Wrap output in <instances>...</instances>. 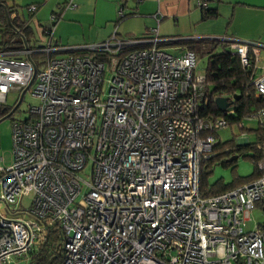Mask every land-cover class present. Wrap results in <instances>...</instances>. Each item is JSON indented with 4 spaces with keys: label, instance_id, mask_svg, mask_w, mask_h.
<instances>
[{
    "label": "built area",
    "instance_id": "built-area-1",
    "mask_svg": "<svg viewBox=\"0 0 264 264\" xmlns=\"http://www.w3.org/2000/svg\"><path fill=\"white\" fill-rule=\"evenodd\" d=\"M59 16L50 15L35 48L13 46L21 30L0 40V104L25 88L38 99L27 118L12 122L11 162L0 167V264L37 248L50 229L60 235V264H264V221L246 230L251 210L264 212V158L247 183L219 194L199 190L201 164L218 144L214 132L230 122L204 112L205 74L194 51L169 53L158 38L128 49L141 41L114 31L79 48L91 53L50 56ZM228 44L264 98L259 47ZM34 54H45L43 69ZM245 117L264 126V108ZM257 149L264 152V141Z\"/></svg>",
    "mask_w": 264,
    "mask_h": 264
},
{
    "label": "crops",
    "instance_id": "crops-1",
    "mask_svg": "<svg viewBox=\"0 0 264 264\" xmlns=\"http://www.w3.org/2000/svg\"><path fill=\"white\" fill-rule=\"evenodd\" d=\"M66 1L33 0L27 3L29 19L22 20L28 27L23 35L25 40L19 38L23 37L21 35L16 36L13 46L35 48L40 45L44 29L51 25L50 15L54 13L60 16L53 25L52 47L56 48L50 56H62L69 50L101 42L114 31L120 38L138 39L146 46L154 38L159 39L160 47L165 45L164 41L190 40L195 55V42H210L211 46L210 40L216 38L256 44L259 47L258 72L262 71L264 0H201L205 2L204 7L217 10L215 17L205 19L199 0H73L75 6L65 8ZM30 4L37 5L36 11L27 9ZM13 11L15 7L11 8V14ZM119 11L124 17L120 18ZM28 32L37 34L33 45L29 43ZM3 35L0 32V40L6 41L8 35ZM188 47L190 45L181 44L175 55Z\"/></svg>",
    "mask_w": 264,
    "mask_h": 264
},
{
    "label": "trees",
    "instance_id": "trees-1",
    "mask_svg": "<svg viewBox=\"0 0 264 264\" xmlns=\"http://www.w3.org/2000/svg\"><path fill=\"white\" fill-rule=\"evenodd\" d=\"M11 8L12 6H8L5 0H0V19L3 25V36L8 35V37H11L12 34H14V31L17 30H21L20 32L24 35V32L28 27L23 26L24 21L18 17H11ZM202 9L203 19L215 17L217 15L216 8L202 6ZM5 12L8 14V18ZM119 16L120 18L124 17L123 14H119ZM210 41V48L205 50L208 59L204 73L205 85L207 87L211 86V88L208 89L206 87L207 102L204 106V112L213 116L223 115L228 118L230 124L233 122L240 123L242 118H244L249 112L264 108V98L255 96L254 87L251 83L250 70L242 65L239 55L234 53V51L229 48V40L215 38ZM163 43L187 44L190 45L188 49L194 51L190 40L179 39L170 42L164 41ZM142 47H146V45L137 43L128 46V49H137ZM85 52L91 53L85 49L69 50V53ZM217 96H225L230 100H232L234 96H238L232 101L234 111L232 113L221 112L214 102V99ZM241 129H243V127ZM255 132L258 138V142L256 143H247L245 145H235L234 143H231V147H229L226 144L218 142L214 149H221L220 153L232 154L231 156L237 155V157L238 154L241 153L242 149H253L254 152L251 155V158L256 165L255 171L249 175V178H243L237 182L215 183L205 193H202L200 190L202 188V177L200 171L199 190L203 195L219 194L225 190L247 183L259 176L260 171L257 168V163L259 160L264 158V152L257 149V145L264 141V126L259 124L255 129ZM218 154L219 153L214 154L212 157L203 162L212 160L214 157L218 156ZM226 162L229 164L228 160ZM231 162H234V160ZM31 253V264H60L63 256L62 244L58 230H48L46 240L38 246L36 251H32Z\"/></svg>",
    "mask_w": 264,
    "mask_h": 264
},
{
    "label": "rangeland",
    "instance_id": "rangeland-1",
    "mask_svg": "<svg viewBox=\"0 0 264 264\" xmlns=\"http://www.w3.org/2000/svg\"><path fill=\"white\" fill-rule=\"evenodd\" d=\"M8 6L15 7V11L12 12L13 16L18 17L23 20L28 21V15L26 12L25 5L30 3L33 0H5ZM6 14V12H5ZM11 14V15H12ZM32 25V24H31ZM29 43L33 45L37 34L35 32L27 33ZM11 37H7L9 41ZM195 52H196V67L197 70L204 73L205 67L207 64V55L205 50L210 48V42H195ZM181 44L171 43L165 44L162 47L169 53L176 54ZM218 49V47H217ZM34 59L38 63V68L43 69L46 64L45 54H34ZM205 74V73H204ZM110 73L105 75L104 87H107V79L109 78ZM205 87H207L205 85ZM208 89L211 86L207 87ZM206 88V89H207ZM19 91L10 90L7 93L5 103L0 104V118L4 115L3 112L12 108L19 96ZM38 103V99L31 95L30 90H26L21 103L18 105L17 109L8 117L0 120V167L8 166L11 162V149H12V135H11V125L15 120H23L28 116V106L35 105ZM243 129H241L238 123L233 122L224 127H220L215 130L214 135L217 142L221 144H226L231 147V143L235 145H245L247 143H256L258 138L255 132V129L258 127L259 122L256 118L247 119L246 117L242 118ZM221 149H216L214 154L219 153L218 156L214 157L212 160L203 162L201 165V177H202V188L200 189L202 193H205L210 189V187L215 183H233L237 182L240 179L249 178L255 169L256 165L252 161L251 155L253 154V149L244 148L241 153L238 154L237 159L234 162H228V158L232 154L220 153ZM91 171L90 164H87L80 174L88 178V174ZM249 180V179H248ZM245 182V181H244ZM31 201V194H26L22 197V206L27 208ZM250 219L246 222V230H252L256 227L258 223L264 221V212L262 211L259 205L255 206L249 213ZM35 245L32 246L31 250L26 254L13 255L10 261V264H29L31 263L32 251H36Z\"/></svg>",
    "mask_w": 264,
    "mask_h": 264
},
{
    "label": "water",
    "instance_id": "water-1",
    "mask_svg": "<svg viewBox=\"0 0 264 264\" xmlns=\"http://www.w3.org/2000/svg\"><path fill=\"white\" fill-rule=\"evenodd\" d=\"M6 16L8 18V14L6 13ZM26 91V88L22 90V92L20 93V96L16 102V104L11 108V110L6 113L5 115H3L0 120L8 117L9 115H11L15 110L16 108L18 107V105L21 103L22 101V98H23V95ZM238 96H234L232 100H230L228 97H225V96H217L215 99H214V102H215V105L218 107V109L221 111V112H226V111H229V110H232L234 109V105L232 104V101L235 100ZM237 159V155H233L231 157L228 158V161L231 162L233 160Z\"/></svg>",
    "mask_w": 264,
    "mask_h": 264
},
{
    "label": "flooded vegetation",
    "instance_id": "flooded-vegetation-1",
    "mask_svg": "<svg viewBox=\"0 0 264 264\" xmlns=\"http://www.w3.org/2000/svg\"><path fill=\"white\" fill-rule=\"evenodd\" d=\"M16 109H17V108H16ZM10 110H11V108L8 109L7 111L3 112V114L5 115V114L8 113Z\"/></svg>",
    "mask_w": 264,
    "mask_h": 264
}]
</instances>
